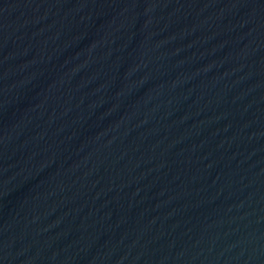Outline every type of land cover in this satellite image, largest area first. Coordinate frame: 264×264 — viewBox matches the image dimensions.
<instances>
[{"label": "water", "instance_id": "95a60500", "mask_svg": "<svg viewBox=\"0 0 264 264\" xmlns=\"http://www.w3.org/2000/svg\"><path fill=\"white\" fill-rule=\"evenodd\" d=\"M0 264H264V0H0Z\"/></svg>", "mask_w": 264, "mask_h": 264}]
</instances>
